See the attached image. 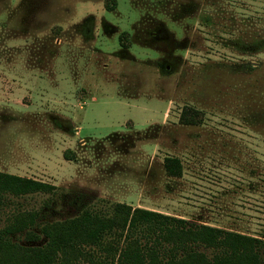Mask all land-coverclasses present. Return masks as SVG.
Segmentation results:
<instances>
[{
	"label": "rangeland",
	"instance_id": "374dc122",
	"mask_svg": "<svg viewBox=\"0 0 264 264\" xmlns=\"http://www.w3.org/2000/svg\"><path fill=\"white\" fill-rule=\"evenodd\" d=\"M0 173L55 188L0 193L25 246L115 204L264 240V0H0Z\"/></svg>",
	"mask_w": 264,
	"mask_h": 264
},
{
	"label": "trees",
	"instance_id": "16d2710c",
	"mask_svg": "<svg viewBox=\"0 0 264 264\" xmlns=\"http://www.w3.org/2000/svg\"><path fill=\"white\" fill-rule=\"evenodd\" d=\"M192 111H182V124L197 125ZM162 169L170 178L181 177L183 170L180 159L169 156ZM54 190L45 183L0 173V193L19 196ZM35 219V214L18 215L0 230V264H264L260 238L125 204L113 205L109 215L85 209L76 217L46 223L40 228V245L20 244L15 240L20 233L39 240L30 232Z\"/></svg>",
	"mask_w": 264,
	"mask_h": 264
}]
</instances>
